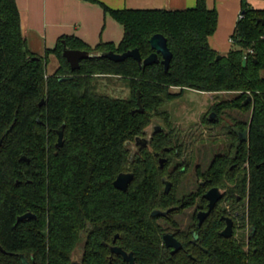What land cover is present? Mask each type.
Masks as SVG:
<instances>
[{
  "label": "trees",
  "instance_id": "16d2710c",
  "mask_svg": "<svg viewBox=\"0 0 264 264\" xmlns=\"http://www.w3.org/2000/svg\"><path fill=\"white\" fill-rule=\"evenodd\" d=\"M239 1L241 14L225 55L209 45L217 12L197 0L194 8L176 11L103 7L123 29L118 45L90 47L64 36L39 57L26 46L15 1L0 0V250L5 252L0 251V264H22L21 255L28 264H72L81 243L78 264H128L111 254L113 245L132 253L134 264H264V9ZM156 34L172 54L167 71L160 62L141 69L132 58L115 63L102 57L82 60L71 71L62 56L64 49L93 54L137 49L145 59ZM49 56L58 63L52 74L46 72ZM113 79L127 86L128 97L99 90L100 82ZM186 91L230 95L212 103L210 113L218 120L209 122L206 114L207 125H217L227 111L246 118L232 119L225 152L214 155L203 171L195 166L196 190L178 198L189 165L161 108ZM155 117L168 130L133 152ZM59 129L63 144L56 148ZM122 173L133 175L126 192L113 187ZM163 179L171 184L168 193ZM211 188L224 191V198L200 227L193 214L185 231H174L182 249L171 255L162 241L167 231L157 220L174 224L171 216L194 200L205 209L202 194ZM239 198L245 201L242 226L224 239L220 218L230 215L222 204L237 207ZM155 210L168 213L152 217ZM25 214L34 218L17 222ZM250 227L254 234L248 236Z\"/></svg>",
  "mask_w": 264,
  "mask_h": 264
},
{
  "label": "crops",
  "instance_id": "0c3cea01",
  "mask_svg": "<svg viewBox=\"0 0 264 264\" xmlns=\"http://www.w3.org/2000/svg\"><path fill=\"white\" fill-rule=\"evenodd\" d=\"M19 11L21 33L28 50L39 57L52 50L64 36H74L90 47L101 43L119 44L122 27L104 11L109 10H186L197 0H14ZM255 9L264 1L247 0ZM217 12V27L209 38L210 47L219 55L231 49V35L241 14L239 0H205ZM264 74V73H263Z\"/></svg>",
  "mask_w": 264,
  "mask_h": 264
},
{
  "label": "rangeland",
  "instance_id": "374dc122",
  "mask_svg": "<svg viewBox=\"0 0 264 264\" xmlns=\"http://www.w3.org/2000/svg\"><path fill=\"white\" fill-rule=\"evenodd\" d=\"M58 66L57 60L54 56H49L47 59L46 72L52 74ZM111 82V83H109ZM100 91L109 92L112 96L126 98L129 95L127 86L116 79L111 81L106 80L100 82ZM176 91V90H173ZM229 94L216 93H199L196 91H186L179 99L164 104L161 110L167 111L169 115V122L172 131H174L173 142L182 145L181 159H184L189 167L186 174L180 178L182 180L176 194L178 198L188 195L196 190L199 179L195 177V166L201 167V171L206 168V165L212 157L218 153L225 152L229 144V138L226 135L228 125L232 124V119H245L246 115L240 116L238 111H227L219 118V122L215 126L207 125L202 121L203 116L210 113L211 105L214 101H221L229 98ZM158 126L162 130L167 129L165 122L162 118H153L147 129L150 134L153 127ZM168 130V129H167ZM133 152L136 151L134 145L132 146ZM176 161V160H175ZM169 165L168 171L173 167ZM200 206L198 200H194L191 206L179 208L177 213L171 216L169 222L158 219L157 224L163 227L167 232L174 233L178 230L185 231L190 224V217L196 207ZM223 207V204H222ZM82 243L74 251L73 262L78 264L80 259Z\"/></svg>",
  "mask_w": 264,
  "mask_h": 264
},
{
  "label": "water",
  "instance_id": "95a60500",
  "mask_svg": "<svg viewBox=\"0 0 264 264\" xmlns=\"http://www.w3.org/2000/svg\"><path fill=\"white\" fill-rule=\"evenodd\" d=\"M261 21L262 23H264V20H261ZM149 45L152 50V53L149 56H147L145 59L141 58L140 53L137 49L128 50L122 54H116L113 52H99L97 54H93L88 51L64 49L62 56L68 62L71 71L79 69L80 61L90 59V58H96V57L106 58L115 63L122 62L128 58H132L138 63L141 69L160 62L163 65L164 70L167 71L169 68L170 62L172 60V54L167 47L166 39L160 34L153 35L149 39ZM217 59H219V57H217ZM41 104H43V102H41L40 105ZM137 106H138L137 111L142 112L143 110H142L141 103H140L139 92L137 93ZM207 119L209 122H216L218 120L217 116L214 113H210ZM160 131H161L160 127L154 126L152 134L158 133ZM7 133L8 131L5 133V135ZM246 136H247V132L246 131L242 132L240 135V141H243V142L246 141ZM2 141L3 140L1 139L0 146H1ZM135 143L136 145L141 144L142 146H146L148 144V140L138 138L136 139ZM62 144H63V132H62V129H59L57 131L56 148H60ZM169 150L170 149H167V151ZM164 162H165V159H162V158L159 159L160 167H162ZM132 180H133L132 174H129V173L119 174L113 182V187L119 191L126 192ZM162 182L165 187L164 192L168 193L171 188V184L165 179H163ZM222 196L223 194L218 188H211L205 193L204 199L208 202L207 211L201 212L198 214L199 226L203 223V221L208 217L211 211L215 208L216 204L218 203V201L221 200ZM167 213L168 211L161 212V211L155 210L151 213V216L152 217H163V216H166ZM32 218H34L33 215L25 214L19 217L17 219V222H21L25 219H32ZM220 236L224 239H229L232 236V221L230 219H226V227L220 233ZM117 238H118V235L114 237V240L112 242L113 244L115 243ZM162 241H163L164 247L166 249L171 250L170 251L171 255L178 253L182 249L181 243L171 234L163 235ZM110 252L111 254L120 256L124 262L128 264H134V258H133L132 253H127L122 248L115 246V245L110 247ZM2 253H5V252L2 251ZM20 258H21L22 264H28L22 255L20 256Z\"/></svg>",
  "mask_w": 264,
  "mask_h": 264
},
{
  "label": "flooded vegetation",
  "instance_id": "af4514ba",
  "mask_svg": "<svg viewBox=\"0 0 264 264\" xmlns=\"http://www.w3.org/2000/svg\"><path fill=\"white\" fill-rule=\"evenodd\" d=\"M158 127V126H157ZM162 130V129H161ZM153 132V131H152ZM152 132L150 133V134H146V137L145 138H143V139H146V140H148V144H149V141H150V139H151V137H152ZM240 135H241V133L239 134V140H240ZM148 144L146 145V146H148ZM134 145V147L136 148V151L137 150H139V149H141V148H143V147H146V146H142L141 144L140 145H136V143H134L133 144ZM221 191V190H220ZM206 193V192H205ZM205 193H203L202 194V199L203 200H205L204 199V195H205ZM221 193L223 194V196H222V198H221V200L224 198V191H221ZM221 200L220 201H218V203L216 204V206H215V208L211 211V213L216 209V207H217V205L221 202ZM205 205H206V208L204 209L202 206H198V207H196L195 209H194V211L192 212V214H191V217H192V215L194 214L195 215V220H196V222H197V226L198 227H200L199 226V220H198V214L199 213H201V212H206L207 211V204H208V202L205 200ZM237 204V207H232L231 205H228V204H226L225 202L223 203V206H224V209H225V211H226V213L228 214V215H230V216H222L220 219L222 220V222H223V225H224V227H223V229L220 231V233L225 229V227H226V219H230L231 221H232V236L230 237V238H232L233 236H234V233L237 235V233L239 232V228H241V226H242V220L244 219V215L242 214L243 213V208H244V206H242L244 203H245V201H241L240 202V198L237 200V202H236ZM211 213L208 215V217L211 215ZM191 217H190V220H191ZM208 217L206 218V219H208ZM205 219V220H206ZM204 220V221H205ZM203 221V222H204ZM246 227V226H245ZM248 228V227H247ZM220 233H219V235H220ZM165 234H171V235H173V233H169V232H167V233H165ZM164 234V235H165ZM248 234V236L249 235H253L254 234V228L253 227H250V229H249V232L247 233ZM229 238V239H230ZM197 239H198V236L195 234V233H193V239H192V241L193 242H195V241H197ZM171 251V250H170ZM73 264H76V263H74L73 262Z\"/></svg>",
  "mask_w": 264,
  "mask_h": 264
},
{
  "label": "built area",
  "instance_id": "2783aa9c",
  "mask_svg": "<svg viewBox=\"0 0 264 264\" xmlns=\"http://www.w3.org/2000/svg\"><path fill=\"white\" fill-rule=\"evenodd\" d=\"M248 52L251 53V50H249Z\"/></svg>",
  "mask_w": 264,
  "mask_h": 264
}]
</instances>
